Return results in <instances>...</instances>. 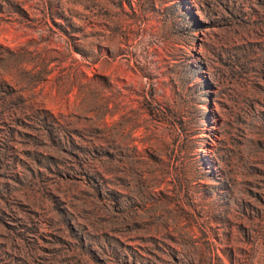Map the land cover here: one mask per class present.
Listing matches in <instances>:
<instances>
[{
	"label": "rangeland",
	"instance_id": "374dc122",
	"mask_svg": "<svg viewBox=\"0 0 264 264\" xmlns=\"http://www.w3.org/2000/svg\"><path fill=\"white\" fill-rule=\"evenodd\" d=\"M0 264H264V0H0Z\"/></svg>",
	"mask_w": 264,
	"mask_h": 264
}]
</instances>
